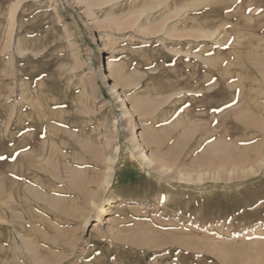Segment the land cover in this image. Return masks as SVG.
Masks as SVG:
<instances>
[{"label": "rangeland", "instance_id": "rangeland-1", "mask_svg": "<svg viewBox=\"0 0 264 264\" xmlns=\"http://www.w3.org/2000/svg\"><path fill=\"white\" fill-rule=\"evenodd\" d=\"M0 157V264H264V0H0Z\"/></svg>", "mask_w": 264, "mask_h": 264}, {"label": "bare ground", "instance_id": "bare-ground-1", "mask_svg": "<svg viewBox=\"0 0 264 264\" xmlns=\"http://www.w3.org/2000/svg\"><path fill=\"white\" fill-rule=\"evenodd\" d=\"M92 72H93V71H92ZM96 75H97V74H96ZM94 76H95V75H94ZM106 86H107V88L110 90L111 93H114V95H116V97L120 99V96H119V94L116 92V89H115L114 86H112L109 82H107V85H106ZM110 95H111V94H110ZM217 152H218V151H217ZM225 152H226V151H225ZM221 153H222V152H221ZM212 154H213V153H212ZM219 154H220V153H219ZM208 155H210V154H208ZM144 158H146V160H148V159H147V158H148L147 156L144 157ZM144 158H143V159H144ZM146 160H145V161H146ZM111 162H114V160H113L112 158H111ZM146 162H148V161H146ZM149 162H150V164H151V161H149ZM149 162H148V163H149ZM220 162H221V161H220ZM210 164H211V163H210ZM235 168H236V167H235ZM252 170H253V169H252ZM258 170H259V169H258ZM226 171H227V170H226ZM201 176H202V175H201ZM189 177H190V175H189ZM191 177H192V176H191ZM199 177H200V176H199ZM197 178H198V177H197ZM202 178H203V177H202ZM202 178H201V179H202ZM186 179H187V178H186ZM189 179H192V178H188V180H189ZM199 179H200V178H199ZM198 181H200V180H198ZM200 182H202V181H200Z\"/></svg>", "mask_w": 264, "mask_h": 264}, {"label": "snow or ice", "instance_id": "snow-or-ice-1", "mask_svg": "<svg viewBox=\"0 0 264 264\" xmlns=\"http://www.w3.org/2000/svg\"><path fill=\"white\" fill-rule=\"evenodd\" d=\"M0 159H3V157H0Z\"/></svg>", "mask_w": 264, "mask_h": 264}]
</instances>
